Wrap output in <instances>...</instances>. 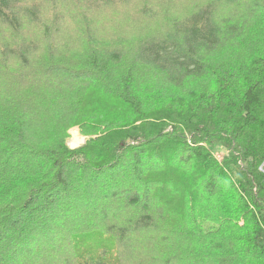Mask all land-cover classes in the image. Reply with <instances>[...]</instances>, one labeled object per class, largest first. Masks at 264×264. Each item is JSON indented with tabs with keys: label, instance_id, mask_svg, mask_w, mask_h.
<instances>
[{
	"label": "trees",
	"instance_id": "obj_1",
	"mask_svg": "<svg viewBox=\"0 0 264 264\" xmlns=\"http://www.w3.org/2000/svg\"><path fill=\"white\" fill-rule=\"evenodd\" d=\"M8 30L0 264H264V0H0Z\"/></svg>",
	"mask_w": 264,
	"mask_h": 264
},
{
	"label": "clouds",
	"instance_id": "obj_2",
	"mask_svg": "<svg viewBox=\"0 0 264 264\" xmlns=\"http://www.w3.org/2000/svg\"><path fill=\"white\" fill-rule=\"evenodd\" d=\"M17 37L11 32V30L6 31L0 35V45H6L10 50L8 54V59L6 62V68L9 72H15L20 67L21 60L18 58L15 49L17 47ZM63 43L68 46V48H73L75 44V37L71 34L65 37ZM67 55L71 57L73 52H67Z\"/></svg>",
	"mask_w": 264,
	"mask_h": 264
},
{
	"label": "bare ground",
	"instance_id": "obj_3",
	"mask_svg": "<svg viewBox=\"0 0 264 264\" xmlns=\"http://www.w3.org/2000/svg\"><path fill=\"white\" fill-rule=\"evenodd\" d=\"M72 135L74 137L73 141L70 143L72 147H77L84 143L85 139L79 134L77 130H74Z\"/></svg>",
	"mask_w": 264,
	"mask_h": 264
},
{
	"label": "rangeland",
	"instance_id": "obj_4",
	"mask_svg": "<svg viewBox=\"0 0 264 264\" xmlns=\"http://www.w3.org/2000/svg\"><path fill=\"white\" fill-rule=\"evenodd\" d=\"M74 130H77L78 132H79V134L81 135V131H80V128L79 127H76V128H73V129H71L70 131H69V133H70V138L68 139V145L73 149V147L71 146V142L73 141V135H72V132L74 131ZM82 136V135H81ZM96 138V137H95ZM84 139H85V141L84 142H86L87 141V138H85L84 137ZM84 144V143H83ZM83 144H81L80 146H82ZM78 147V146H77Z\"/></svg>",
	"mask_w": 264,
	"mask_h": 264
}]
</instances>
